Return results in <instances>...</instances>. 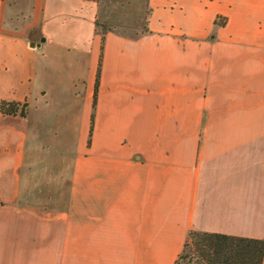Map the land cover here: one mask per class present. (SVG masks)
Wrapping results in <instances>:
<instances>
[{"label":"crops","instance_id":"crops-1","mask_svg":"<svg viewBox=\"0 0 264 264\" xmlns=\"http://www.w3.org/2000/svg\"><path fill=\"white\" fill-rule=\"evenodd\" d=\"M147 3L145 31L102 38L94 0H0V100L27 103L0 111V264L264 236V0Z\"/></svg>","mask_w":264,"mask_h":264},{"label":"trees","instance_id":"trees-1","mask_svg":"<svg viewBox=\"0 0 264 264\" xmlns=\"http://www.w3.org/2000/svg\"><path fill=\"white\" fill-rule=\"evenodd\" d=\"M225 20V17H218L215 24H224ZM100 32L103 38L104 31ZM97 80L98 75L94 88V102L96 98ZM26 105L27 103L25 101L1 99L0 111L4 114L20 113L24 115L26 113ZM90 133L91 126L89 135ZM189 236L195 238L194 245L198 255L207 264H264V236L249 237L196 229L189 230ZM188 237L184 246L187 244Z\"/></svg>","mask_w":264,"mask_h":264},{"label":"rangeland","instance_id":"rangeland-1","mask_svg":"<svg viewBox=\"0 0 264 264\" xmlns=\"http://www.w3.org/2000/svg\"><path fill=\"white\" fill-rule=\"evenodd\" d=\"M97 3L96 25L99 31L114 29L135 36L147 28L150 7L147 0H94ZM189 236L175 264H207L199 257Z\"/></svg>","mask_w":264,"mask_h":264}]
</instances>
